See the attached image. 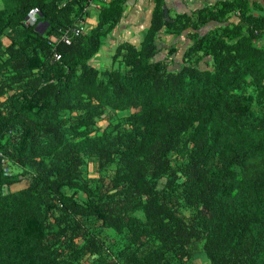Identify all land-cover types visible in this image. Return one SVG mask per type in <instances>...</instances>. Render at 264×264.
Listing matches in <instances>:
<instances>
[{
  "label": "trees",
  "instance_id": "trees-1",
  "mask_svg": "<svg viewBox=\"0 0 264 264\" xmlns=\"http://www.w3.org/2000/svg\"><path fill=\"white\" fill-rule=\"evenodd\" d=\"M126 2L0 0V264H264V16L200 9L177 57L154 0L99 64Z\"/></svg>",
  "mask_w": 264,
  "mask_h": 264
},
{
  "label": "crops",
  "instance_id": "crops-1",
  "mask_svg": "<svg viewBox=\"0 0 264 264\" xmlns=\"http://www.w3.org/2000/svg\"><path fill=\"white\" fill-rule=\"evenodd\" d=\"M223 1H234V10L232 12H228V19L223 23L229 24L228 26H235L238 18V6L235 5L236 2H242L243 7L248 9L249 13H253L254 16L261 15L264 16V0H165L166 5L169 9V15L172 19L177 14L193 16L194 22L190 23V26L184 27L185 29L181 32L180 35H174L172 33H166L164 28L161 31V35L159 40L163 41L166 44H172L178 47L177 57H180L183 54L184 45L190 42V40L195 39L197 37V33L206 30H214V29H223L222 24L220 22H213L209 25L205 23H199L198 11L203 9L205 11L206 7L209 8H217ZM154 0H127L124 5L122 18L119 23L112 30V34L108 37L107 43L105 46L109 47L110 50H113L111 47H115V45L120 41H128L135 45H140L146 30L149 28L150 19L153 12ZM100 8L99 2H93L92 4H87L85 10L87 11L83 15L84 22L76 24L72 27H79L80 25H86V28H91L97 24L98 21V10ZM206 12V11H205ZM174 20V19H173ZM199 20V21H198ZM198 23V26L194 25ZM194 28H193V27ZM234 32H238V30H233ZM264 38V36H262Z\"/></svg>",
  "mask_w": 264,
  "mask_h": 264
},
{
  "label": "rangeland",
  "instance_id": "rangeland-1",
  "mask_svg": "<svg viewBox=\"0 0 264 264\" xmlns=\"http://www.w3.org/2000/svg\"><path fill=\"white\" fill-rule=\"evenodd\" d=\"M112 33H109L107 35V37L104 39V42H106L108 40V37L111 35ZM114 50V49H113ZM113 50H110L109 47L105 46V44H103V46L100 48V51H99V58H100V62L99 64H102L103 65V62H104V65L108 64L109 62V58L111 57V53ZM95 168L94 164L93 166L90 165V171L92 172L93 174V169ZM207 262V260H206ZM204 262H200L199 264H204Z\"/></svg>",
  "mask_w": 264,
  "mask_h": 264
},
{
  "label": "clouds",
  "instance_id": "clouds-1",
  "mask_svg": "<svg viewBox=\"0 0 264 264\" xmlns=\"http://www.w3.org/2000/svg\"><path fill=\"white\" fill-rule=\"evenodd\" d=\"M90 4H92V2H90ZM163 4H166L165 2L163 3ZM163 4H162V6H163ZM154 6H155V2H154ZM87 7V6H86ZM168 7V6H167ZM33 9V8H32ZM153 9H154V7H153ZM30 12V11H29ZM28 12V13H29ZM168 12H169V9H168ZM28 13H27V15H28ZM39 12H37L36 13V15L38 14ZM36 15H35V21H36ZM170 16V15H169ZM170 18L172 19V17L170 16ZM174 19V18H173ZM172 19V20H173ZM172 20H169V21H172ZM34 21V22H35ZM168 21V20H167ZM33 22V23H34ZM33 23H31V24H33ZM43 27H44V24H42V22H39L37 25H36V29H40V31L43 29ZM74 28H79V32H78V34H74L73 36H78V35H80V34H82V33H85L87 30H88V28H86V25H84V24H82V25H80L79 27H72V29H74ZM73 36H69V41L71 42V39H72V37ZM191 42V41H190ZM175 46V45H174ZM175 47H177V46H175ZM178 48V47H177ZM22 187H24V185L23 184H18L16 187H15V189H19V188H22Z\"/></svg>",
  "mask_w": 264,
  "mask_h": 264
},
{
  "label": "built area",
  "instance_id": "built-area-1",
  "mask_svg": "<svg viewBox=\"0 0 264 264\" xmlns=\"http://www.w3.org/2000/svg\"><path fill=\"white\" fill-rule=\"evenodd\" d=\"M37 12H38L37 8L31 9L26 17V23H33L35 21V15ZM73 31L75 34H78L79 28H74Z\"/></svg>",
  "mask_w": 264,
  "mask_h": 264
},
{
  "label": "water",
  "instance_id": "water-1",
  "mask_svg": "<svg viewBox=\"0 0 264 264\" xmlns=\"http://www.w3.org/2000/svg\"><path fill=\"white\" fill-rule=\"evenodd\" d=\"M162 18L165 20H172L169 16V12H168V7L166 4H163L162 6ZM42 24H44L43 29L41 30V32H43L45 30V28L47 27V21H43Z\"/></svg>",
  "mask_w": 264,
  "mask_h": 264
}]
</instances>
